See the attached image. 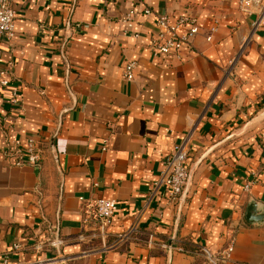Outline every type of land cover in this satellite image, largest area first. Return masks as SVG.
Returning a JSON list of instances; mask_svg holds the SVG:
<instances>
[{"label": "crops", "instance_id": "crops-1", "mask_svg": "<svg viewBox=\"0 0 264 264\" xmlns=\"http://www.w3.org/2000/svg\"><path fill=\"white\" fill-rule=\"evenodd\" d=\"M8 1L15 39L0 38V70L10 66L22 109L7 139L35 140L41 160L12 166L0 131V264H204L201 249L217 253L227 235L224 264H264V219L245 218L251 206L264 213V25L252 33L238 0ZM176 13L199 32L179 60L154 57L155 16ZM183 142L186 194L170 202L159 187L149 200ZM79 197L116 202L104 239L83 223Z\"/></svg>", "mask_w": 264, "mask_h": 264}, {"label": "built area", "instance_id": "built-area-1", "mask_svg": "<svg viewBox=\"0 0 264 264\" xmlns=\"http://www.w3.org/2000/svg\"><path fill=\"white\" fill-rule=\"evenodd\" d=\"M238 9L248 16H253L251 23L252 33L257 31L264 25V0H238ZM143 14L149 16L151 11L146 9ZM134 12L129 11L123 20V23L131 27ZM155 34L149 38V49L154 57L176 58L182 57V52L190 48V44L199 32V26L195 17L186 15L185 13H176L173 15L158 14L155 16ZM15 12L8 0H0V38L7 43H11L15 39ZM216 29L212 27L210 33ZM247 40V38H246ZM246 40L244 44L246 43ZM206 41H211V35L206 37ZM237 57L229 60L228 64L232 67ZM136 63L128 62L122 68V77L125 81H132L136 71ZM14 78L11 73L10 66L0 70V101L2 97H7L8 108L5 113H0V131L4 135V157L12 160V166H32L35 167L41 160V151L38 149L35 140L24 138L23 140H9L7 134L11 128L9 116L16 114L22 109L21 99L17 89L14 86ZM1 103V102H0ZM262 143V156L264 161V129L260 134ZM105 143L101 151H105ZM188 143L183 142L174 145L169 153L162 159V169L158 177V181L149 193V200L157 195L159 187H165L167 190V199L170 202H178L188 179ZM257 181V175L252 174L250 179L244 185L247 191ZM78 201L84 205L83 223L94 228L97 236L101 239L105 238V229L110 224L112 216L116 210V202L108 199H97L93 202H86L83 197H79ZM141 214V213H140ZM135 229L131 228L129 233ZM125 235H120L115 246ZM81 238V237H80ZM50 247H57L60 242L58 240L48 242ZM44 242H40L35 250L42 249ZM19 247L13 245L16 250ZM233 250L232 236L227 235L226 246L217 253H211L207 249L202 248L204 264H224L231 256ZM52 259L38 260L32 264H52Z\"/></svg>", "mask_w": 264, "mask_h": 264}, {"label": "water", "instance_id": "water-1", "mask_svg": "<svg viewBox=\"0 0 264 264\" xmlns=\"http://www.w3.org/2000/svg\"><path fill=\"white\" fill-rule=\"evenodd\" d=\"M192 171H193V168L188 171V179H187L188 183H189V178L192 174ZM185 194H186V189L183 192V195H185ZM254 213H255L254 207H252V206L249 207L248 211L246 213V217H245L248 222L253 223V222L260 221V220L264 219V213H262L260 215H254Z\"/></svg>", "mask_w": 264, "mask_h": 264}]
</instances>
